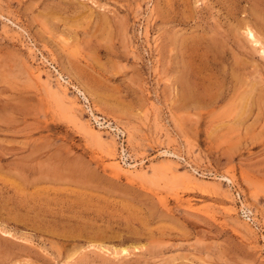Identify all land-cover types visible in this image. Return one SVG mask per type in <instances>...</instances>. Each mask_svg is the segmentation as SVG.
Instances as JSON below:
<instances>
[{
    "label": "rangeland",
    "instance_id": "obj_1",
    "mask_svg": "<svg viewBox=\"0 0 264 264\" xmlns=\"http://www.w3.org/2000/svg\"><path fill=\"white\" fill-rule=\"evenodd\" d=\"M0 264H264V0H0Z\"/></svg>",
    "mask_w": 264,
    "mask_h": 264
},
{
    "label": "bare ground",
    "instance_id": "obj_2",
    "mask_svg": "<svg viewBox=\"0 0 264 264\" xmlns=\"http://www.w3.org/2000/svg\"><path fill=\"white\" fill-rule=\"evenodd\" d=\"M249 31H250V30H249ZM247 32H248V31H247ZM250 32H251V31H250ZM251 34H253V33H251ZM252 36H253V38L256 40L255 35L253 34ZM256 41H257V40H256Z\"/></svg>",
    "mask_w": 264,
    "mask_h": 264
}]
</instances>
